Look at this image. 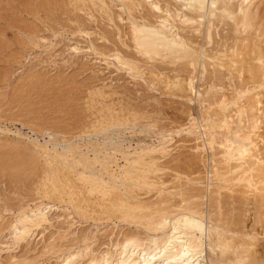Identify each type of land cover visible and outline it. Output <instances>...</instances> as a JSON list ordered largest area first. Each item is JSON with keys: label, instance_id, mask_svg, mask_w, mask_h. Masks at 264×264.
I'll list each match as a JSON object with an SVG mask.
<instances>
[{"label": "bare ground", "instance_id": "bare-ground-1", "mask_svg": "<svg viewBox=\"0 0 264 264\" xmlns=\"http://www.w3.org/2000/svg\"><path fill=\"white\" fill-rule=\"evenodd\" d=\"M24 2H28V7H24L19 19L9 22L12 19L9 20L6 15V20H9L6 26L11 32L9 40L5 29L0 26V52H11L14 45H18L21 50L40 49L45 46L43 42L52 44L48 39V33L57 37L61 34L59 32L61 30L71 36H85L89 40L84 51L100 57L106 63L109 59L115 60L120 71L124 69L132 79H138L139 75L133 73L139 68L138 61H145L153 67L154 63L156 64L157 61L161 63L168 57L172 63L186 60L187 57L190 58L188 45L195 33L201 35L200 38L209 44L213 33L210 30L214 24L210 19L206 24L204 23L205 26L201 22L206 18L205 15L207 17L210 15L213 19L214 12L220 9L221 17L233 21L231 28H234L235 35L243 34L242 41L240 40L243 42V53L240 51L242 54L239 55L238 52L239 58L234 60L231 56L233 61L229 59L232 70L229 67L225 68L228 75L226 81L231 88L233 87L234 94L228 97L227 94L224 95L225 93L217 92L220 91L219 89L216 91L217 83L222 82L218 77L226 78L225 74L220 72L217 76L219 71L215 70L211 72L212 75H209L210 72L205 76L202 74L205 80L212 83L209 86V90H212L210 91L212 96L210 95L209 98V113H206L205 117L202 116L204 124L199 127H195V119L189 115L192 123L180 130L195 136V131L199 128V131L203 129L202 136L208 137L211 153L206 158L211 156L216 170L215 178L213 177L215 184L211 182L209 184L208 181L205 188L200 187L202 183L198 180V176H195L196 178L188 176L182 181L183 179L181 180L176 173V176H173L176 180L169 188H159L158 182L152 180L159 179L158 172L166 170L177 172L183 165L188 168L196 165L200 162L195 160L199 158L197 147H194L195 152L193 151L189 156H187L189 152L185 156L181 152L182 155L172 157L171 154L168 155L164 139L152 146L136 145L132 151L131 146L127 147L123 142H119V139L118 142L110 141L113 136H121L122 129L125 126L129 127L135 121L131 120L135 118V113L131 114L134 110L122 107L115 109L113 101L118 98L120 91L117 92L114 87L111 89L110 86L103 84L98 88H91L88 97L91 102L89 109L95 113L93 123L87 122L88 118L84 117L85 120L87 119L85 122L82 117L84 122L80 121V124L76 119L74 125L75 120L67 118L72 120L69 125H74L73 129L68 125L69 129L63 126L64 120L67 119L63 118L62 122V117V125L56 124L55 121L60 118L59 116L50 118L51 120L56 118L57 120H52L54 122L46 118L50 115L44 117L46 115L44 113V116L41 114L40 117L39 114L38 117H33L36 119L27 116L31 118L29 121L25 117V121L31 124L37 121L41 131L54 130V133L46 130L45 134L49 137L52 135L53 140H48L55 144L49 148L47 142L41 145L35 140L27 139L28 144L36 149L38 156L37 160L32 161L33 154L27 149L30 153L29 159L31 158L30 163H27L29 167L26 168V163L23 161L25 158L21 157L23 160L20 158V163H25V166L20 167L26 170L16 166L19 158H16L15 165H11L10 161L7 162L10 165L0 164V180L7 184L6 189L10 190L1 195L4 200L0 199V214L13 215L3 221L0 227L5 229L8 227L6 230L12 236V240L10 239L12 244L24 243L22 246L25 249L22 256L19 255L21 258L18 263L29 264L37 257L53 255L57 258L56 264H79V262L80 264H264V247L260 244L263 240H257V233L247 230L249 228L245 225L247 226L249 221L245 220V213L240 214L242 205L252 206L249 209L253 210L251 212L253 213L251 219L254 220L253 228L254 223L257 224L255 231L259 229L257 226H264V10L262 9L264 0H24ZM9 5V0H0V25L5 21L3 11ZM198 23L199 28H202L199 29L200 31L194 26ZM250 29L255 34L252 36H256L254 40L247 36L248 31L251 32ZM67 47L73 54L84 52L77 44ZM194 61L196 63V60ZM219 67L223 68L225 65L221 64ZM33 81L29 85L36 86ZM187 86L190 92L193 91L192 80L188 81ZM123 95L121 99H124ZM214 96L216 99L212 100ZM27 101L29 100L27 99L26 103L22 102L27 104ZM188 101L191 102V99ZM107 102L111 103L107 104ZM196 102L202 103L197 99ZM29 105L27 104L28 107ZM134 108L138 110L137 107ZM78 110L76 115L80 117L83 111L80 112L82 108ZM137 119L136 121H139ZM144 126H141L142 129L148 125ZM34 128L32 129L38 130V127ZM75 130L78 133H75ZM71 131H75V134L73 135ZM109 135L111 137H108ZM81 136L88 140L83 144L74 143V139ZM99 138L102 139L101 142L98 141ZM196 154L198 157L195 156ZM3 157L6 156L1 157L2 161L5 160ZM118 157L123 161L122 165L118 163ZM164 158L166 159L163 163L159 162ZM163 184L160 183L161 186ZM5 187L2 186L4 190ZM9 192L13 194L12 197ZM5 193L9 196L7 194L4 196ZM32 193L43 201L46 200L47 204L35 198L40 203L30 207L29 204L33 201L30 199L32 202L29 201L28 204L25 200L26 195ZM150 193H153L154 197ZM148 194L149 197L146 198ZM56 203L59 205L57 208H55ZM60 207L63 210L57 216L54 215L56 218L49 215ZM173 207L176 208L173 209L174 211ZM249 209L245 211L242 208L241 212L243 213L244 210L248 214ZM251 213L248 215L251 216ZM71 215L76 217L78 222L70 219ZM246 217L249 218L247 215ZM102 221L119 226L109 230L106 248L95 253L92 248L95 236L91 230L76 233L71 228L75 224L80 226L82 223L90 222L97 225L96 223ZM246 221L248 223H245ZM52 226L56 229L55 238L54 232L42 242L40 249L30 247V238L34 229ZM87 226L89 227V224ZM6 251H11L10 247H6ZM208 252L216 254L219 257L218 261L209 260ZM10 254L7 255L10 258L7 260L16 259L15 255L10 256ZM2 263L0 261V264Z\"/></svg>", "mask_w": 264, "mask_h": 264}, {"label": "rangeland", "instance_id": "rangeland-1", "mask_svg": "<svg viewBox=\"0 0 264 264\" xmlns=\"http://www.w3.org/2000/svg\"><path fill=\"white\" fill-rule=\"evenodd\" d=\"M9 3H10V5L8 6L9 8L6 7L5 10L3 11V13L5 15L2 13L5 21L0 25L3 29H5V33L8 36L7 40H9L11 38V32L8 29V27L6 26V24L8 23L7 21L12 19L9 22H13V21L19 19L20 15L23 14L22 11H23L24 7H28V2H24V0H9ZM232 8L234 9L235 7L233 6ZM262 9L264 10V7ZM220 12H221L220 9L216 10L214 12L216 17L214 15L213 19H211L212 17L210 15L208 17H207V15H205V17L207 19L205 18L204 19L205 21L203 20L201 22L203 26H205L207 21H210V20H212L211 22H212V24H214L213 27L211 28L212 30H210V32L214 33V34L211 33L212 34L211 35L212 40L209 43L210 45L208 43H206V41L203 38H200L201 35H199L198 33H195V34H193V36L190 40L191 43L189 42V45H188L189 46L188 48H190V49H188L189 50L188 56H190V58L187 57L186 60L182 59L181 61H178V62L173 61V63H174L173 64L172 61L168 59L169 58L168 57L167 59L163 60L161 63L159 61H157L156 64L155 63L153 64V67L151 64H147V62H145V61H143V62L138 61V64H140L138 67L140 69L137 68V70H135L133 72V73H135L136 76L139 75L138 79H132L130 77V75L127 74L128 72L124 71V69L123 70L121 69V71H120L117 63H115V60L114 61H113V59L107 60V63H108V65H107V63L103 59H101L100 57L93 55L92 53L87 52L86 50L84 51L85 46H87V41L89 40L85 36H83V37H81L79 35L71 36V35H68L66 33L61 32V30L59 31L61 34L57 37H54V36H52L51 33H48L47 34L48 39L50 40V43L52 42V44L50 45L49 42L47 43V41L43 42V43H45V46L41 47L40 49L21 50L20 48H18L19 47L18 45H16V46L14 45L12 51L13 50H15V51H13V52L11 51L8 53L7 52L6 53L0 52L2 54V55L0 54V101H1L0 102V139H1L0 140V158L2 156H6L7 158H9L7 160L6 157H3V158H5V160H7V161L3 160L4 162L2 161V158H1L0 164L4 163L6 165V164H8L7 162L10 161L9 163H11V165H15L16 158H19V159H17L16 166L22 167V166L26 165V168H27V167H29V164H27V163H30L31 158H32V161L34 159L37 160L38 154L36 152V149L31 144H28L27 139L35 140L36 142H38L41 145H43V144H45V142H47V145L49 146V148L53 147V145L55 143L53 141L49 142L48 139L53 140L54 137L52 135H50V137H52V138H50L48 135L46 136L45 132L47 129L45 131H41V129H39V126H38L39 124L35 120H32V121H35V124L32 122V124H34V126L31 124V122L30 123L28 122L29 120H31V118L36 119L33 117H38L39 114H40V117L43 115V113L46 114L45 116L43 115L44 117H46L47 115H50L49 118L46 117L47 119L53 118L54 116L55 117L59 116L60 122H59V119L58 120L56 119L58 117H56L52 120L55 121V119H56L57 120V121H55L56 124H59L60 126L62 125L61 117H62V122H63V118L64 119H67V118L72 119L73 118L75 120V121H73V124H74V122H76V119L79 122L83 121V120L86 122L87 119L85 120L84 119V117H85V118H88V120H89V121L87 120V122L93 123V121L95 120V113H93V111H91V109H89L91 102H89L90 100H89L88 94L91 91V88H96V87L98 88V87L102 86L103 84H105L106 86H110L111 89H113V87H114L115 90L117 89L116 90L117 92L120 91V92H118V94H119L118 98L114 99V101H113V103H115L114 104L115 109L118 110L120 107H122L124 109L134 110L133 113L131 112V114L135 113L134 114L135 118H131V120L136 121L137 118L139 119V121H136V123L134 121L132 124L129 125V127L125 126L126 128L124 127L122 129V131H121L122 138H121V136H118V137L113 136L112 138L115 140L113 141V139L111 138V140H110L111 142H118L120 140L119 142H123V144L126 145L127 147L131 146L130 149L132 151L136 147V145L137 146H139V145L152 146V145H156L157 142L160 141L161 139H164V140H166L165 146L167 148V152L169 153L168 155L170 156V154H171L172 157L175 155H177V156L182 155V153H183V156H185L188 152L189 153L187 156H189L190 153H193L194 147L198 148L197 154L199 155V158H196L195 160H196V162L197 161H200V162L196 163L197 166L194 164L190 168H188L187 166H184L183 164H181L185 168L183 166L180 167L178 169L179 172H178V170H177V172L176 171L172 172L171 170H166V171H161V172L157 173V178H159V179H152V180L153 181L155 180L156 182H158L157 184H158L159 188H164V187L169 188L170 186H172L174 180H176V179H174V177L176 176V173L180 176L181 180L183 179L182 181H185L186 178H188V176H189V178H192L193 176H194V178H196L198 176V178H199L198 180H200V182L202 183V186H200L201 188H205L207 186L208 181H209V184H210V182L213 184L215 182V179H214L215 178V176H214L215 172L214 171L216 170V167H215V164L213 162V159L210 158L211 156L209 158H206V157H208V154L210 155V153H211L209 151L208 137L202 136L201 131H203V129H201V131H199L200 129L197 128L198 131L197 130L195 131V136L192 134H186L185 132H181L180 130L183 128H186L190 123H192L189 120L190 119L189 115H191V118L195 119V123H196L195 127H199V126H201V124L202 125L204 124V122L202 121V119H203L202 116L205 117L206 113L207 114L209 113V98L212 96L211 95L212 90H209V86L212 83L210 82L211 83L210 84L207 80H205V78L203 76H205V74H209V72H210L209 75H212L211 72H213L214 70L216 72L219 71V73H217V76L220 74V72H221V74H225V76H226L227 70L225 68L229 67V69H230L231 65H230L229 59L231 58V56L233 57V60H234V59L239 58V55H241L243 53V51H242L243 50L242 49L243 48L242 47L243 42H241L242 41L241 38H242L243 34H239V35H241V37L237 34L235 35V33L233 31L234 28L233 29L231 28V26H232L231 24H233V21L227 20L226 17H223V16L221 17ZM6 15L9 17L8 18L9 20H6ZM225 23H226V25H225ZM194 26L196 27L197 31H200L199 29L201 27L199 28V23L197 26H196V24ZM213 29H214V31H213ZM201 30H202V28H201ZM248 32L250 33V34L247 33L248 38L254 40L256 37V36L253 37L255 35V34H253L254 31L251 30V32L250 31H248ZM221 37H223V38H221ZM224 38L226 39V41H224L225 40ZM227 38H229V39L227 40ZM238 38H240V39H238ZM197 39H199V40H197ZM231 39H233V40H231ZM74 44L79 45V47H81L84 52L79 53V54H73L71 51H69L67 49L68 48L67 46H69V45L73 46ZM202 44H203V46H202ZM233 49L235 52L233 51ZM19 50H21V51H19ZM230 50H231V52H230ZM240 51H242V53ZM231 53H232V55H231ZM6 54H8V55H6ZM235 55H238V56L236 57ZM220 56H222V57H220ZM234 57H236V58H234ZM241 57L242 56H240V59H241ZM243 57L247 58V56H243ZM218 58H219V60H218ZM194 60H196V63ZM230 60L233 61L232 58ZM183 61L187 62L186 63L187 65ZM235 61H237V60H235ZM80 62L82 65L80 64ZM144 62L147 65H145ZM188 62H190V63H188ZM141 63H143L142 66H141ZM182 63H183V65L184 64L185 65L183 66ZM221 64L225 65V67L220 68L219 66ZM238 64H240V62H238ZM116 65H117V67H116ZM198 65H200V66H198ZM237 66H239V65H237ZM181 69H182V71H181ZM232 69H233V67L230 70H232ZM138 71L140 72L141 75L139 74ZM202 74H203V76H202ZM215 75H216V73H215ZM227 76H226V78L223 77V79L218 77V80H222V82L217 83L216 91H217V89H219L220 91H217V92L225 93L224 95L227 94L226 96L230 97L231 94H234V93L232 91L233 87L231 88L230 84H228L229 82H227L228 81ZM186 77H188V78H186ZM153 79H155V80H153ZM160 79H161V81H160ZM224 79H225V81H224ZM189 80L193 81V91L195 93L193 91L190 92V90H188L187 84H188ZM32 81H33V84L34 83L36 84V86L35 85L31 86V84L29 85V83ZM231 81H233V80H231ZM234 81H235V79H234ZM149 82H150V84H149ZM28 86L29 87L31 86V88H28ZM173 86H174V88H173ZM66 90H67V92H66ZM213 92H214V90H213ZM14 93H15V95H14ZM18 94H21L22 96L18 95ZM122 94H124L123 95L124 99H121ZM13 95H14V97H13ZM18 96H21L20 98L23 102H25L28 99L29 101H27V104H30L29 107L27 106V104H24L22 101H20V98L17 101H15V99H17ZM23 96L24 97L26 96L27 99H26V97H25V99L22 98ZM125 98H127V100H125ZM129 99H131V101ZM133 99H134V102H133ZM189 99H191V102L188 101ZM196 99L198 102L199 101L202 102V103H200L201 105L196 102ZM211 99L214 100V99H216V97L214 96ZM123 102H126V103H123ZM110 103L111 102H107V104H110ZM13 104L15 105V107ZM16 105L18 107L19 106L20 107L18 108ZM26 106L28 107L29 110L27 109ZM11 107L13 108V110ZM23 107H25V108H23ZM134 107H137L138 110ZM214 107L215 106H212V108H214ZM81 108H82V110L80 112L83 111L84 114L83 113L81 114L79 112L82 115L79 117L78 115H76V113L79 111L78 109H81ZM9 109H11V110H9ZM26 109L29 111V113ZM83 109H85V111ZM23 110H24V112L25 111L27 112V113L25 112V115H24V112H22ZM75 110H76V112H75ZM86 110H87V112H86ZM135 110L138 112L136 113ZM90 112L93 114H91ZM17 113H19L20 115ZM11 114L12 115L17 114L18 116L17 115L12 116ZM73 114L76 116H74ZM29 115L31 118L27 117ZM25 117L28 118V119L26 118L28 121L27 120L25 121ZM52 120L50 119V121H52ZM54 121H52V122H54ZM64 121L66 123L64 122L65 125H63V126H65L66 128H69V129H70V127H72V129H73V126L76 124L75 123L74 125L72 124V126H70L69 124L72 123V120L67 119V121L66 120H64ZM80 124H81V122H80ZM133 124H136L137 126L136 125L134 126ZM140 125L142 127L144 125L145 126L148 125V126H146V128H144L146 130H144V129H142V127ZM139 126L141 129L138 128ZM37 127H38V130L32 129V128L36 129ZM130 127H132V128H130ZM49 131L51 133L55 132L54 130L51 131V129L47 130V132H49ZM75 131H71V132H73V135L75 133H78L77 131L76 132ZM199 132H200L201 136H198V135H200ZM42 134H44V135H42ZM5 136L7 138H5ZM81 137L83 139H81ZM81 137L75 138L74 139L75 141L73 140L74 143L77 142V144H83L85 142V140H88L86 138L84 139L83 136H81ZM108 137H111V135H109ZM3 138H4V140H3ZM55 139H56V137H55ZM117 139H119V140H117ZM101 140H102L101 138L98 139L99 142H101ZM124 141H125V143H124ZM26 144H28V145H26ZM59 144H61V143L59 142ZM27 149L31 152V154L34 155V158H33V155H31L32 157L29 159L30 153ZM197 154L195 156L198 157ZM27 155H29V156H27ZM21 157L25 158V160H23V158H21ZM27 157H28V159H27ZM20 158L23 161H25L26 164L24 162H23V164L20 163ZM10 159H12V161ZM13 159H14V161H13ZM117 159H118V163L120 165H122L123 161L120 159V157H118ZM165 159L166 158L161 159L159 162L163 163V161H165ZM8 165H10V164H8ZM212 166H213V168H212ZM21 167H20V169L26 170V168L24 169V167L23 168H21ZM211 170H212V173H210ZM210 175H211V177H210ZM179 181H180V179H179ZM182 181H180V182H182ZM0 182H1V180H0ZM159 182L164 183L165 186H164V184L161 186ZM6 185H5V183H2V182L0 183V193H1L0 199L1 200H4V197L1 196L2 193L5 191L6 192L10 191L9 189H6V187H5ZM2 186H3V188L5 187V190L2 188ZM7 193H5L3 195L7 196L8 195ZM141 193L144 195L143 191H141ZM141 193H140V195L142 196ZM153 193L152 194L150 193L151 196H153ZM10 195H11V197L13 196V194H11V193H10ZM14 196H16V195H14ZM30 196H31V198H30ZM36 196L37 195L35 193L26 195L25 201L28 202V204L32 201L36 202V203L34 202V204H33V202L30 203L29 204L30 207L37 206L40 202H43V204H47L46 200L43 201L42 199H40L39 196L38 197H36ZM147 196L149 197V194L146 195V198H147ZM35 198H37V200L40 199L41 201L38 202L35 200ZM142 198L145 199V197H142ZM30 199L32 201H30ZM58 206L59 205L56 203L55 208H57ZM246 207H248V206L242 205L241 209L243 208L246 211L247 209L252 208V206H249L248 208H246ZM173 209L175 210L176 208L173 207L172 210ZM241 209H240V214L244 215V213H245L244 216L246 219L245 218L244 219L249 221V223H248V221L245 222V223H248L247 226L245 225V227L249 228V229H247L248 231L252 230V232L257 233L256 238H257V240H260V241L263 240V241H261V242L259 241V242L264 247V229H263L264 226L261 224H258V225H261L263 227L261 228V226H257V227H259V229L257 228V230H256L257 232H256L255 227L257 224L254 223V226H255L254 227L255 229H254L252 226L254 220L251 219V218H253L252 217L253 213H251L253 210L249 209L250 210L249 212L251 213V216H250V215H248V214H250L248 211H247L248 214H246V212L244 210H242L243 211V213H242ZM61 210H63V209H61V207H60V208H58V210L50 212L49 215H51V217L56 218V216L58 214H60ZM54 215H56V216H54ZM61 215H63V214H61ZM246 215L249 216V218H247ZM11 216H13V215L9 214V213H6V214L1 213L0 214V225L2 224L3 221L7 220ZM54 218H52L53 221H54ZM70 219H74L75 222H78L77 218L73 217L72 215L70 216ZM250 219H251V221H250ZM75 222L73 221V223H75ZM88 224H89V227L87 226ZM96 224L97 225H94L93 223H90V222L82 223V224H80V226H79V224H75L71 228V230L75 231L76 233H80L81 231H84V230H86V231L91 230L93 236H95V238L93 239L92 248L94 249V252L97 250H98L97 252H100V251H103L102 249L106 248V244L108 243V240H107L108 235L107 234H109L108 233V232H110L109 230H111L113 227H116L119 225H117V224L113 225L111 223H106L104 221H102L101 223H96ZM108 224H110V225H108ZM54 225L55 224H53V226ZM53 226L52 227H39L37 229H34L32 231L33 236L30 238V247L40 249L42 242L45 239L47 240L48 236L50 237V234L54 233V232L55 233H54L53 237L55 238L57 234H56V229ZM250 226H252V227H250ZM120 227H122V226L120 225ZM7 228L8 227H6V229ZM125 228H123V229H125ZM250 228H253L254 231H253V229H250ZM4 229H5V227H0V261L3 262L2 264H19L18 261L21 258V257L19 258V255L22 256V253L25 249V248L23 249V246H22L24 243H20L21 245L20 244L19 245L12 244L13 243L11 241L12 236L8 233V231L6 229L5 230ZM51 236H52V234H51ZM6 247H10L11 251H6ZM10 252H11V254H10ZM8 253L10 254V256L15 255L16 259H11V261L7 260L9 258L7 256V255H9ZM207 255H209V256H207L209 258V260H212L214 262L218 261L219 257L216 254H212L211 252H208ZM215 258H217V259H215ZM56 259H57L56 256H53V255L47 256V257H37L34 261H32L29 264H56V262H57ZM79 264H80V262H79Z\"/></svg>", "mask_w": 264, "mask_h": 264}]
</instances>
